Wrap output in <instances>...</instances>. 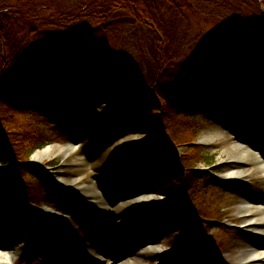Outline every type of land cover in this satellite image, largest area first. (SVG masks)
<instances>
[{"label": "rangeland", "instance_id": "374dc122", "mask_svg": "<svg viewBox=\"0 0 264 264\" xmlns=\"http://www.w3.org/2000/svg\"><path fill=\"white\" fill-rule=\"evenodd\" d=\"M24 1L13 0L9 5L19 7L16 2H20L24 7L21 4ZM61 1L64 0L55 1L49 5V10L39 14L56 16ZM192 23L193 30L189 36L197 37L201 45L217 46L216 51L225 48L227 43H221L226 36L223 22L195 20ZM57 28H37L40 35L34 36L30 43V49L37 60L64 59L72 63L112 54L122 62L133 63L142 72L150 71L152 46L147 43V37L141 31L132 32L131 43L120 42L106 34L91 35L87 39L71 36L58 40L61 36L55 32L61 30ZM226 28L227 31L231 30ZM47 31L53 32L55 37H45ZM194 49L197 51L198 46ZM187 57L184 53L181 61L187 62ZM239 82L230 80L226 84V91L235 83L238 87L235 92L233 90L229 96L227 93L223 97L224 101L206 107L200 116L193 120L182 117L169 124L168 133L179 141L180 155L187 159L191 156L190 160H193V184L187 190L180 188L181 193L170 186V182H161L145 172L147 162L133 167L121 162L122 155L127 152L126 145L117 140L123 134L132 133L131 127L104 139L97 136V123L108 113L117 98L99 103L92 111L87 125L76 130L70 121L60 116L47 120L34 111L8 117L7 128L10 132L20 134L23 140L20 145L23 151L21 161L27 159L30 165L41 168L58 191L57 194L52 193L43 179L29 174L26 179L30 180V190L27 191L26 200L21 197L24 195L21 189L7 194V182L0 179V194H6L5 202H0V242L21 248L12 264H53V257L57 256L58 261L61 259L62 255H57L59 247L62 248L60 252L65 251L63 255L70 253L72 245L67 237L69 233H77V236L85 234L87 227L79 204L69 193L58 189L61 186L58 179L77 177L83 180L85 186L92 182L101 187L106 186L109 197L116 201L123 190L129 195L142 193L146 189L169 194L166 199L168 203L160 204L156 210L148 213L139 227L133 229L135 232L127 243L128 255L124 261L138 264H160V260L166 264H237L243 245H259L264 242V237L243 229V217L238 214L243 199L264 198L263 170L248 155L244 176L226 177L230 170L238 167L236 164L239 159L249 154V148H256L264 137V86L258 85L251 90L247 82L243 83V88H240ZM246 95L247 104L241 106ZM256 125L260 126L258 132H261L258 138L256 132L251 130V127L256 129ZM72 141L80 142L82 147L71 153L70 157L64 156L65 147ZM242 142L246 148L234 147L236 143ZM41 144L45 145L44 150H53V154L43 161L35 159V155L43 149L34 151ZM262 152L264 155V150ZM8 169L10 166L0 164V175ZM9 179L8 176L6 180ZM46 194L49 195L48 200L44 199ZM23 209L25 213L22 217L26 218L27 228L26 224L18 221ZM65 235L67 238L64 240ZM144 243H152L156 252L137 255L135 249ZM175 252H179L180 256H176ZM99 264H114L112 251L105 253Z\"/></svg>", "mask_w": 264, "mask_h": 264}, {"label": "trees", "instance_id": "16d2710c", "mask_svg": "<svg viewBox=\"0 0 264 264\" xmlns=\"http://www.w3.org/2000/svg\"><path fill=\"white\" fill-rule=\"evenodd\" d=\"M55 1L26 0L24 7L20 2L14 7L9 5L13 0H0V164L10 166L0 179L7 182V194L20 189L27 194L29 174L51 186L42 169L21 161L23 140L7 128L8 117L34 111L47 120L60 116L85 126L94 108L110 98L117 100L97 124V136L104 139L130 123L148 142L123 161L128 166L147 162L150 176L180 193L189 189L193 160L182 158L168 126L182 117L193 120L221 101L231 76L264 84V11L258 0H64L56 16L39 14ZM261 4L264 8V0ZM195 20L223 22L225 48L216 51L217 46L189 36ZM39 27H58V40L106 34L131 43L132 32L141 31L152 46V66L145 73L112 54L72 63L37 60L30 43L40 35ZM44 35L55 37L50 31ZM184 53L187 62L181 61Z\"/></svg>", "mask_w": 264, "mask_h": 264}, {"label": "bare ground", "instance_id": "6f19581e", "mask_svg": "<svg viewBox=\"0 0 264 264\" xmlns=\"http://www.w3.org/2000/svg\"><path fill=\"white\" fill-rule=\"evenodd\" d=\"M232 87L234 92L238 88L235 83L232 84ZM230 92H232V89L229 90ZM228 124L230 125V122ZM130 140L139 142L137 137H130ZM80 147L81 145L78 143H70L65 147L63 155L70 157L71 153ZM234 147L243 148L244 145L242 143H236ZM261 150H264V146L257 145L256 148H249V154L239 159L236 164L238 167L230 170L226 174V177L242 178L246 171L245 167L248 161V155L257 162L258 167L264 172V155ZM52 154V148H46L38 152L35 155V159L43 161ZM57 181L59 185L70 191L80 201V205H82L83 211L89 217L91 224L96 226L95 232L89 231L87 234H97L102 253L100 251L98 253L91 246L87 245L84 242L86 240L83 237H79V235L77 236V233L75 235L71 233V244L76 246L79 251L81 249L83 253L93 256L95 264L100 263L104 253H109L110 251H113L114 264H138L123 260L124 256L128 255V248L124 247V243L126 244L129 241L131 230L142 223L147 218L148 213H152L160 204L164 205L168 203L166 199L169 194L146 189L140 194L129 195L123 190L120 193L119 199L114 201L109 197L107 187H101L98 183L92 182L89 186H85L83 180L79 177L69 178L67 180L58 179ZM238 211V214L243 217V229L264 237V198L243 199ZM97 229L99 230L97 231ZM119 230L122 231L118 232ZM60 250L61 247L57 249V255L58 253L60 254ZM156 250V247L152 243H145L141 247L139 254H151L156 252ZM16 253L17 248L7 247L0 242V263H14V260L17 258ZM175 254L178 256L180 253L175 252ZM239 257L237 264H264V242L259 245H253L251 243L243 245ZM159 263L165 264L166 262L160 260Z\"/></svg>", "mask_w": 264, "mask_h": 264}, {"label": "water", "instance_id": "95a60500", "mask_svg": "<svg viewBox=\"0 0 264 264\" xmlns=\"http://www.w3.org/2000/svg\"><path fill=\"white\" fill-rule=\"evenodd\" d=\"M258 2H259V4H260V6H261V8H262V10L264 11V8L262 7V4H261V0H258ZM231 80H233L234 81V78H230ZM240 83V88H243V83H244V81H240L239 82ZM247 85H251L250 84V82L248 81L247 82ZM260 86H264V84H261ZM232 89V91H233V87L231 88H228L227 90H228V92H229V90H231ZM231 93V92H230ZM62 186H58V189H60L61 191L62 190H64L65 192H67V193H69L70 194V196H72L75 200H76V202L79 204V206H80V211L84 214V222L86 223V224H84L86 227H87V229H88V232L89 231H91V232H95V230H96V226L95 225H93V224H91V221H90V219H89V217L87 216V214L83 211V208H82V205H80V201L77 199V198H75L71 193H70V191H68L67 189H65V188H63ZM86 215V216H85ZM99 229H97V231H98ZM16 255H18V253H16Z\"/></svg>", "mask_w": 264, "mask_h": 264}]
</instances>
